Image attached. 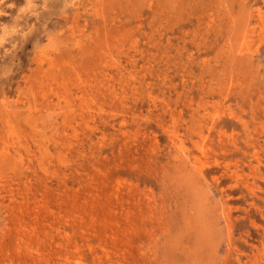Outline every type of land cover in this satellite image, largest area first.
Wrapping results in <instances>:
<instances>
[{
    "label": "rangeland",
    "instance_id": "rangeland-1",
    "mask_svg": "<svg viewBox=\"0 0 264 264\" xmlns=\"http://www.w3.org/2000/svg\"><path fill=\"white\" fill-rule=\"evenodd\" d=\"M0 264H264V0H3Z\"/></svg>",
    "mask_w": 264,
    "mask_h": 264
},
{
    "label": "clouds",
    "instance_id": "clouds-1",
    "mask_svg": "<svg viewBox=\"0 0 264 264\" xmlns=\"http://www.w3.org/2000/svg\"><path fill=\"white\" fill-rule=\"evenodd\" d=\"M0 3H3V0H0Z\"/></svg>",
    "mask_w": 264,
    "mask_h": 264
}]
</instances>
